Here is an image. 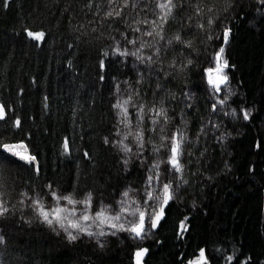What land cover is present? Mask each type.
<instances>
[{"label": "snow or ice", "instance_id": "snow-or-ice-1", "mask_svg": "<svg viewBox=\"0 0 264 264\" xmlns=\"http://www.w3.org/2000/svg\"><path fill=\"white\" fill-rule=\"evenodd\" d=\"M79 2L84 22L74 23L71 5L60 17L72 32V42L65 47L87 50L96 61L95 74L101 85L108 86L107 108L102 109L106 115L101 117L104 127L85 132L84 115L77 108L70 109L72 136L58 139L56 157L71 162L75 176L67 187H61L42 177L39 155L32 150V133L24 128L26 88L13 90L0 83V93L15 96L0 101V123L7 126L0 132V228L7 230L0 231V251L5 257L14 251V237L9 233L38 227L69 244L87 238L92 247L101 249L116 238L129 249L130 264H146L150 249L145 241L151 238L156 244L163 243L156 237L170 214L178 219L176 246L189 240L191 221L180 208L187 189L202 183L208 142L222 144L248 124L258 122L264 127V102L251 106L241 102L233 107L237 92L229 70L236 64L225 55L235 21L264 24V0ZM0 7L8 9L10 0H0ZM21 31L37 42V48L51 35L42 28L33 29L27 21L21 24ZM64 60L66 67L75 64L71 52ZM15 73L24 75L22 68L0 58V81L11 80ZM192 80L199 83L191 85ZM30 84L39 85L35 75ZM197 93L204 99L207 116L201 117L193 135L188 117L198 107L192 103ZM40 105L45 117L52 115L50 95L43 94ZM91 107L95 108V99ZM27 119L34 118L29 115ZM77 127L81 129L79 143ZM97 131L96 146L111 154L117 183H111L109 173L108 181L101 178V187L92 188L87 179L103 169L84 139ZM262 146L264 141L254 144L256 149ZM196 151L200 152L198 158ZM24 165L26 177L21 173ZM108 189H112L110 196ZM231 246L229 253L228 245L217 241L210 252L207 244H198L191 253L180 252L178 264H264V258L246 253L242 245ZM4 264L13 261L6 258Z\"/></svg>", "mask_w": 264, "mask_h": 264}, {"label": "trees", "instance_id": "trees-1", "mask_svg": "<svg viewBox=\"0 0 264 264\" xmlns=\"http://www.w3.org/2000/svg\"><path fill=\"white\" fill-rule=\"evenodd\" d=\"M69 5L75 15L74 23L84 22L79 0H10L8 9L0 7V58H4L5 63L11 62L13 67L22 68L24 73H15L11 80L5 78L0 83L13 90L20 86L26 88L22 111L24 128L32 133V150L39 155L42 177L57 182L61 187H67L70 177L75 176L74 165L56 157L58 139L65 134L72 136L70 109L77 108L84 115L83 129L88 132L89 129L104 127L101 117L106 113L102 109H106L108 104V86L99 82L95 74L96 61L90 58L92 54L87 50L76 52L65 47L66 43L72 42V32L66 20L61 23L60 17ZM54 16L57 19H53ZM25 21L33 29L51 32L40 48L34 47L37 42L30 41L21 31V24ZM174 29L175 25L169 28V32ZM69 52L75 61L71 68L65 66L64 60ZM225 55L236 64L235 69L229 70L232 86L237 91L233 107L241 102L249 106L264 102V24L257 26L249 21H235ZM32 75L37 77L38 86L30 84ZM198 83V80L191 81V85ZM45 93L51 96L52 102V115L48 117L41 112L40 105ZM148 97L151 99L150 90ZM9 99H15V96L0 93V101ZM93 99L94 109L91 107ZM16 103L17 108H21L20 102ZM192 103L198 105L188 117L194 135L201 117H206L207 112L199 93ZM29 115L34 119H27ZM80 122L78 119L77 123ZM6 127L0 123V132ZM75 131L79 143L81 129L77 127ZM95 136H98V131L95 135L85 136L84 142L89 143L93 155L98 156L103 172L90 176L87 184L92 188L101 187L100 179L108 181L111 173V183L115 185L116 166L110 153L97 148ZM257 140L264 141V127L258 122L255 126L248 124L239 128V134L234 132L225 149L214 141L208 142V157L201 169L202 183L187 189L188 197L180 208L191 221L189 240L176 246L174 227L178 225V219L170 214L156 237L163 243L156 244L152 239L145 241L150 249L146 264H178L180 252L191 253L198 244H207L211 252L213 243L217 241L227 244L229 253L232 252L231 245L235 244L242 245L246 253L264 258V146L256 149L254 144ZM194 155L198 158L200 152L196 151ZM196 167L192 166L193 171ZM26 168L24 165L21 169L25 177ZM80 187L83 188L84 184ZM111 193L112 189H108L109 196ZM0 231L7 230L0 228ZM9 235L14 237V251L9 257L0 251V264H4L6 258L13 264H130L129 249L116 238L109 239L106 247L101 249L92 247L86 239L69 244L46 228L33 227Z\"/></svg>", "mask_w": 264, "mask_h": 264}, {"label": "rangeland", "instance_id": "rangeland-1", "mask_svg": "<svg viewBox=\"0 0 264 264\" xmlns=\"http://www.w3.org/2000/svg\"><path fill=\"white\" fill-rule=\"evenodd\" d=\"M233 87V86H232ZM234 88V87H233ZM235 89V88H234ZM236 90V89H235ZM237 92V91H236ZM236 97V96H235ZM230 139H231V137L229 138V140L228 141H226V142H224V143H219V142H217V141H215V140H212V141H214V143L216 144V145H218L220 148H223V149H225L226 147H227V143L230 141ZM209 142H211V141H209ZM188 197V193L186 194V196H185V198H187ZM184 201H185V199H184ZM183 201V202H184ZM194 204V203H193ZM86 240H87V238H85ZM151 239V238H150ZM88 241V240H87ZM120 241V240H119ZM121 242V241H120ZM121 243H123V242H121ZM107 245V244H106ZM106 247V246H105Z\"/></svg>", "mask_w": 264, "mask_h": 264}, {"label": "water", "instance_id": "water-1", "mask_svg": "<svg viewBox=\"0 0 264 264\" xmlns=\"http://www.w3.org/2000/svg\"><path fill=\"white\" fill-rule=\"evenodd\" d=\"M147 257V256H146Z\"/></svg>", "mask_w": 264, "mask_h": 264}]
</instances>
